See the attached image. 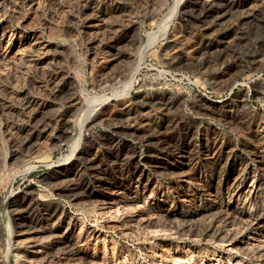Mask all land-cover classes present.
Returning a JSON list of instances; mask_svg holds the SVG:
<instances>
[{"label":"rangeland","instance_id":"1","mask_svg":"<svg viewBox=\"0 0 264 264\" xmlns=\"http://www.w3.org/2000/svg\"><path fill=\"white\" fill-rule=\"evenodd\" d=\"M13 1L0 0V264H264V0ZM70 85L83 109L65 135ZM69 216L57 244L47 232Z\"/></svg>","mask_w":264,"mask_h":264},{"label":"bare ground","instance_id":"2","mask_svg":"<svg viewBox=\"0 0 264 264\" xmlns=\"http://www.w3.org/2000/svg\"><path fill=\"white\" fill-rule=\"evenodd\" d=\"M9 1V0H8ZM11 2H13L14 3V1L13 0H10ZM16 1V0H15ZM19 1H21L22 3L23 2H26V1H29V0H19ZM33 1V0H32ZM85 1V0H84ZM10 2V3H11ZM86 2V1H85ZM7 3V2H6ZM4 4V3H3ZM8 4V3H7ZM2 5V4H1ZM10 5V4H9ZM84 8V7H83ZM87 10V9H86ZM84 11H85V9H84ZM87 16V15H86ZM130 27V26H129ZM241 27V26H240ZM1 29H3V32L1 33V37H0V52H1V47H2V43H3V39H4V36H5V33H4V26H2V28H0V30ZM6 31V30H5ZM1 32V31H0ZM8 32V31H7ZM118 60V59H117ZM110 66L111 65H113V64H109ZM108 65V66H109ZM118 64L116 63V66H117ZM113 66H115V65H113ZM113 66H111V67H113ZM37 67H39V66H37ZM42 72V71H41ZM102 74H103V76H104V73L102 72ZM101 74V75H102ZM73 75V74H72ZM100 75V76H101ZM48 76H50V75H48ZM47 76V77H48ZM1 78V77H0ZM53 78V77H52ZM51 78V79H52ZM47 79V78H46ZM49 79H50V77H49ZM71 79H73V77H71L70 75H69V73H68V75L64 78V81H62L63 83H71L72 82V80ZM48 80V79H47ZM63 80V79H62ZM233 80V79H232ZM55 81V80H54ZM61 81V80H60ZM129 81V80H128ZM48 82V81H47ZM52 83L54 84V82H53V80H52ZM232 83V82H231ZM10 84V83H9ZM5 86V85H4ZM32 86V85H31ZM38 86V85H37ZM57 86H59V83L57 84H54V88L56 87L57 88ZM69 86V85H68ZM73 86V85H72ZM70 87H71V85H70ZM69 88V87H68ZM12 89V88H11ZM6 91V90H5ZM60 91V90H59ZM58 91V92H59ZM57 92V91H56ZM60 92H62V91H60ZM64 93H65V91H64ZM67 98H68V103H70V110H68L69 112H67L66 114H65V117L63 118V120H64V125H65V128H64V134L65 135H71L72 134V132H73V124H72V117H74L75 116V112L76 111H78L82 106H83V102L82 101H79L78 100V98H77V96H76V90H74V88L73 87H71L67 92ZM66 93H65V95H66ZM12 94V93H11ZM59 94V93H58ZM57 94V95H58ZM20 95V94H19ZM62 95V94H61ZM4 97V96H3ZM142 97V96H141ZM139 98V97H138ZM242 98H243V96H242ZM245 98V97H244ZM25 99V104H28L31 100L30 99H28V98H24ZM141 99V98H140ZM139 99V100H140ZM143 99V98H142ZM239 99H241V98H239ZM23 100V99H22ZM23 102V103H24ZM145 102V101H144ZM22 103V104H23ZM85 103V102H84ZM240 105L241 104H243V100H240V103H239ZM128 107V106H127ZM240 108V107H239ZM82 109H83V107H82ZM124 109V108H123ZM221 109L224 111L225 109H227V112L229 113L228 115H227V113H226V116H228V119H231V112H232V110H231V107H230V105L229 104H223V105H221ZM243 110V109H242ZM124 112L123 113H125V114H127V113H130L129 111H130V108H126V109H124L123 110ZM220 111V110H219ZM218 111V112H219ZM239 111V110H238ZM120 112V111H119ZM221 112V111H220ZM25 113V112H24ZM222 113V112H221ZM43 114V113H42ZM77 114V113H76ZM217 114V113H216ZM222 115V114H221ZM39 116H41L42 117V115H39ZM123 116V115H122ZM219 116V115H218ZM217 116V117H218ZM40 118V117H39ZM125 118V117H124ZM129 118V117H128ZM36 119V118H35ZM41 119V118H40ZM122 119V118H121ZM120 119V120H121ZM126 119V118H125ZM223 119V118H222ZM225 119V118H224ZM128 120V119H127ZM36 122V120H30L29 122H28V124H27V129L28 128H31V127H33L34 125H37V123H35ZM43 122H45V119L43 118V120H42ZM35 123V124H34ZM47 123V122H46ZM147 125V124H146ZM132 129H134L133 131H135L136 129H135V127L134 126H132ZM246 129V128H245ZM264 133V132H263ZM64 135V136H65ZM260 135H261V137H260ZM260 135H258V141L259 140H261V142H262V140H264V138L262 137V134H260ZM255 138V137H254ZM35 141V140H34ZM198 141V140H197ZM255 141V140H254ZM38 142V141H37ZM260 143V142H259ZM262 148H264V147H262ZM25 149V148H24ZM187 151V150H186ZM264 153V152H263ZM189 154V153H188ZM19 158V157H18ZM15 159V158H14ZM189 159V158H188ZM212 162V161H211ZM188 163V162H187ZM235 170V169H234ZM238 170H241V169H238ZM247 171V170H246ZM236 172H238V171H236ZM264 172V171H263ZM238 174V173H237ZM237 174H235V177H236V175ZM241 176V175H240ZM242 177H243V175H242ZM238 179V178H237ZM240 179V178H239ZM242 179V178H241ZM237 181H239V180H237ZM183 182V181H182ZM137 183V182H136ZM185 183V182H184ZM241 183V182H240ZM65 184V183H64ZM187 184V183H186ZM243 184V183H242ZM251 184V183H250ZM61 185V184H60ZM84 186V184L82 183V182H77V180H71L69 183H68V185L66 186V188L68 187H71V188H75V187H83ZM180 189H181V187H175L174 188V191H175V197H180ZM247 190V189H246ZM135 192V191H134ZM138 192V191H137ZM120 193V192H119ZM139 194V193H138ZM101 195V194H100ZM105 195V194H104ZM102 196V195H101ZM169 197V196H168ZM226 197V196H225ZM40 200V198L39 199H37L36 198V203H38V201ZM103 200V199H102ZM106 200V199H105ZM110 200V199H109ZM168 200V199H167ZM137 201V200H136ZM231 201V200H230ZM141 204H142V202H141ZM140 204V205H141ZM36 205V204H35ZM31 207V206H30ZM27 208V207H26ZM169 208V207H168ZM204 208V207H203ZM31 209V208H30ZM146 209H147V211H149V212H147L148 214H146V216L147 215H149L148 216V219L149 218H158L159 220H160V218L162 219V218H164L165 220L163 221L164 223H166V225L167 224H169V222H172V221H176L177 223L176 224H182L183 225V222H180V220L179 219H181L180 217V215H181V212H179V211H177V210H171V209H167V207H165V208H158V207H156V209H154V207H147L146 206ZM210 209V208H209ZM21 210V209H20ZM29 210V209H28ZM216 212V211H215ZM29 212L27 211V214H28ZM32 213V212H31ZM196 213V212H195ZM22 214H24L25 215V213H24V210H23V212H21V215ZM30 214V213H29ZM28 214V215H29ZM40 214V213H39ZM20 215V216H21ZM198 215V214H197ZM19 216V215H18ZM73 216V215H72ZM23 217H26V216H23ZM224 217V216H223ZM226 217H228V216H226ZM230 217V216H229ZM247 217V216H246ZM200 218V217H199ZM205 218V217H204ZM216 218V217H215ZM27 219H28V217H27ZM75 219V218H74ZM147 219V218H146ZM176 219V220H175ZM192 219V218H191ZM190 218H188V220H190V222H193V220H191ZM66 220V219H65ZM64 220V221H65ZM151 220V219H150ZM153 221H154V219H152ZM221 220V219H220ZM28 221V220H27ZM57 221V220H56ZM156 221H157V219H156ZM160 221H162V220H160ZM226 221V220H225ZM229 221H230V219H229ZM233 222V221H232ZM56 223V222H55ZM148 223V222H147ZM158 223V222H157ZM194 223V222H193ZM196 223V222H195ZM212 223V222H211ZM27 224V223H26ZM42 221H40V220H36V221H34V222H29L28 224H27V227L26 228H29V230L30 229H35V231H39L40 229L42 230ZM143 224V223H142ZM151 224V223H150ZM129 225V224H128ZM132 225V224H131ZM155 225H157V224H155ZM181 225V226H182ZM194 225V224H193ZM217 225V224H216ZM231 225H232V223H231ZM21 226V225H20ZM163 226V225H162ZM188 226V225H187ZM200 226V225H199ZM235 226V225H234ZM239 226V225H238ZM44 227V226H43ZM154 227V226H153ZM157 226H155V228H156ZM168 227V226H167ZM170 227V226H169ZM172 227V226H171ZM174 227V226H173ZM46 228V227H45ZM75 228H76V224L75 223H72V220H71V217L69 216L68 217V220L67 221H65V222H58V223H56L55 224V226L49 231V232H47L48 234H49V237L51 238V239H53L54 240V242L56 243L57 242V244H59V242H61V243H63L62 245H64V243H66V241L68 242V239H70V237H68V236H70L71 235V232H74V230H75ZM148 228V227H147ZM150 228V227H149ZM186 228V227H185ZM237 228V227H236ZM74 229V230H73ZM159 229L160 230H162L161 228H160V226H159ZM159 229H155L154 230V232H156V231H160ZM164 229V228H163ZM190 229V228H189ZM200 229V228H199ZM242 229V228H241ZM47 230V229H46ZM152 229H150V231H151ZM170 230V229H169ZM173 230V229H172ZM177 230V229H176ZM213 230V229H212ZM211 230V231H212ZM215 230V229H214ZM226 230V229H225ZM35 231H32V232H30L29 233V236H31L32 238L35 236L36 238H37V236H38V234H39V232L37 233V232H35ZM120 231V230H119ZM126 231V230H125ZM242 231V230H241ZM29 232V231H28ZM88 232V231H87ZM86 232V233H87ZM165 232H167V231H165ZM175 232V231H174ZM179 232V231H178ZM218 232V231H217ZM228 232V231H227ZM46 233V232H45ZM150 233V232H149ZM152 233V232H151ZM183 233V232H182ZM219 233V232H218ZM236 233V232H235ZM167 234V233H166ZM193 234H195V233H193ZM199 234V233H198ZM214 234V233H213ZM212 234V235H213ZM217 234V233H216ZM220 234V233H219ZM223 234V233H222ZM26 235V234H25ZM159 235V234H158ZM162 235V234H161ZM180 235V234H179ZM196 235V234H195ZM221 235V234H220ZM233 235V234H232ZM236 235H237V233H236ZM83 236H85L84 234H82V233H80L79 235H77L76 237H75V235H74V238L76 239H78V238H80V237H83ZM171 236V235H170ZM211 236V235H210ZM226 236V235H225ZM31 237H28V238H31ZM34 237V240L36 239ZM44 237V236H43ZM48 237V236H47ZM98 237V236H97ZM172 237H173V235H172ZM217 239H219V241L221 240V238H220V236H218L217 235ZM27 238V237H26ZM28 238L26 239V240H28ZM41 238V237H40ZM86 238V237H85ZM207 238V237H206ZM211 238H212V236H211ZM223 238V237H222ZM72 239V238H71ZM76 239V240H77ZM104 239V238H103ZM216 239V240H217ZM229 239V238H228ZM49 240V239H48ZM84 240V239H83ZM211 240V239H210ZM215 240V239H214ZM29 241V240H28ZM50 241V240H49ZM70 241V240H69ZM85 241V240H84ZM207 241V240H206ZM205 241V242H206ZM209 241V240H208ZM218 241V242H219ZM222 241V240H221ZM36 242V241H35ZM34 242V243H35ZM52 242V241H51ZM215 242H217V241H215ZM215 242H213V243H215ZM40 243V242H39ZM53 243V242H52ZM78 243V242H77ZM227 243V242H226ZM31 244H33V243H31ZM30 244V245H31ZM36 244V243H35ZM34 245V244H33ZM50 245H52V244H50ZM55 245V244H54ZM69 245L71 246V247H75V245H76V243H75V241L73 240L72 242H70L69 243ZM229 245V244H228ZM47 246V245H46ZM67 246V245H66ZM246 246V245H245ZM39 247V246H38ZM49 247H51V246H49ZM58 247V246H57ZM63 247V246H62ZM61 247V248H62ZM69 247V246H68ZM70 247V248H71ZM89 247V246H88ZM45 248V247H44ZM35 249H36V247H35ZM34 249V250H35ZM38 249V248H37ZM41 249V248H40ZM53 249V248H52ZM60 249V248H59ZM39 250V249H38ZM44 251H45V249H43ZM51 250V249H50ZM49 250V251H50ZM54 250H57V249H54ZM62 250V249H61ZM248 250V249H247ZM250 250V249H249ZM47 251V250H46ZM65 251V250H64ZM63 251V252H64ZM84 251V250H83ZM87 251V250H86ZM86 251H85V254H86ZM245 251H246V248H245ZM31 252V251H30ZM37 252V251H36ZM55 252V251H54ZM60 252V251H59ZM62 252V251H61ZM60 252V253H61ZM67 252H68V250H67ZM264 252V251H263ZM33 253V252H32ZM45 253V252H44ZM90 253V252H89ZM257 253V252H256ZM41 254V253H40ZM63 254H65V253H63ZM84 254V253H83ZM92 254H94V252L92 253ZM91 254V255H92ZM62 255V254H61ZM60 255V256H61ZM90 255V256H91ZM87 256V255H86ZM94 256H95V254H94ZM93 256V257H94ZM34 257H36V256H34ZM88 257H89V255H88ZM92 257V256H91ZM39 258V257H38ZM42 258V257H41ZM61 258V257H60ZM68 258V257H67ZM33 259V258H32ZM75 260V259H74ZM91 260V259H90ZM31 261V260H30ZM72 261V260H71ZM33 262H34V260H33ZM76 262V261H75ZM82 262V261H81ZM80 262V263H81ZM29 263V262H28ZM72 263V262H71ZM91 264H92V262H90Z\"/></svg>","mask_w":264,"mask_h":264},{"label":"built area","instance_id":"3","mask_svg":"<svg viewBox=\"0 0 264 264\" xmlns=\"http://www.w3.org/2000/svg\"><path fill=\"white\" fill-rule=\"evenodd\" d=\"M174 74H176V73H174ZM178 75L180 76L181 79H184V80H186V81H189V78H188L187 75H184V74H182V73H179Z\"/></svg>","mask_w":264,"mask_h":264}]
</instances>
